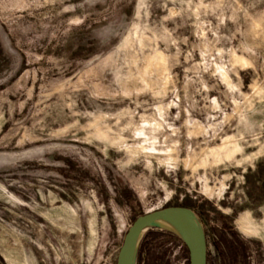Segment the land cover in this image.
<instances>
[{
    "label": "rangeland",
    "instance_id": "1",
    "mask_svg": "<svg viewBox=\"0 0 264 264\" xmlns=\"http://www.w3.org/2000/svg\"><path fill=\"white\" fill-rule=\"evenodd\" d=\"M170 205L264 264V0H0V264H115ZM187 263L144 232L136 264Z\"/></svg>",
    "mask_w": 264,
    "mask_h": 264
},
{
    "label": "water",
    "instance_id": "2",
    "mask_svg": "<svg viewBox=\"0 0 264 264\" xmlns=\"http://www.w3.org/2000/svg\"><path fill=\"white\" fill-rule=\"evenodd\" d=\"M165 223L168 227H161ZM157 227L176 236L187 251V264H206V240L195 212L187 206L170 205L136 216L123 234L115 264H136L139 242L144 232Z\"/></svg>",
    "mask_w": 264,
    "mask_h": 264
},
{
    "label": "bare ground",
    "instance_id": "3",
    "mask_svg": "<svg viewBox=\"0 0 264 264\" xmlns=\"http://www.w3.org/2000/svg\"><path fill=\"white\" fill-rule=\"evenodd\" d=\"M161 227H168L165 223H158Z\"/></svg>",
    "mask_w": 264,
    "mask_h": 264
},
{
    "label": "trees",
    "instance_id": "4",
    "mask_svg": "<svg viewBox=\"0 0 264 264\" xmlns=\"http://www.w3.org/2000/svg\"><path fill=\"white\" fill-rule=\"evenodd\" d=\"M204 234H205V232H204ZM206 238V237H205ZM139 253V252H138ZM206 264H207V256H206Z\"/></svg>",
    "mask_w": 264,
    "mask_h": 264
}]
</instances>
